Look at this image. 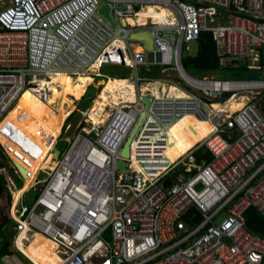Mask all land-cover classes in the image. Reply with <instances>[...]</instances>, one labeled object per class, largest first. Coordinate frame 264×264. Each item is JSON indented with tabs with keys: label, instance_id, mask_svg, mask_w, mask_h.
Instances as JSON below:
<instances>
[{
	"label": "built area",
	"instance_id": "1",
	"mask_svg": "<svg viewBox=\"0 0 264 264\" xmlns=\"http://www.w3.org/2000/svg\"><path fill=\"white\" fill-rule=\"evenodd\" d=\"M104 4L114 24L101 13ZM151 6L171 16L148 14L138 22ZM142 30L153 38L151 58L142 41L130 38ZM203 31L214 36L219 69L259 64L264 0H0V123L28 90L43 87L45 101L60 74H88L98 83L105 67H126L134 87L133 102L120 100L101 123L87 108L57 160L65 130L48 137L45 160L53 165L39 169L16 202L14 190L26 178L0 142L16 177L7 178L9 192L0 195V227L7 217L14 221L13 247L27 264L35 263L19 240L34 234L56 247L60 264H264V238L246 219L251 207L264 216V79L190 77L183 54ZM145 68L161 77L139 76ZM184 115L213 130L167 166V133ZM200 147L212 160L195 166ZM120 160L125 170L117 168ZM190 167L194 174L186 173ZM3 263L24 264L16 255Z\"/></svg>",
	"mask_w": 264,
	"mask_h": 264
},
{
	"label": "bare ground",
	"instance_id": "2",
	"mask_svg": "<svg viewBox=\"0 0 264 264\" xmlns=\"http://www.w3.org/2000/svg\"><path fill=\"white\" fill-rule=\"evenodd\" d=\"M148 14L163 16L165 18L171 16V12L167 10L166 8L162 6H151L145 9L143 12H141L140 16L138 17V22H144L145 20H147ZM133 22L134 21L131 19L125 20V23H133ZM133 51L135 53H142V49L140 48L139 45H135ZM68 76L71 79L69 78L67 81V86H68L67 91L71 93L73 87H75L79 82H82V79H84L85 76H88V74H84L78 77V79H74L70 75ZM187 80L193 83L192 80H190L189 78H187ZM101 83L103 84L106 82H103L101 80L100 84ZM130 83L131 82L127 79H121L118 82L117 84L118 100L115 102H120V100H127L130 102H133L134 100V89L133 88L134 87ZM82 86L83 85H81V88ZM50 90H51V94L45 96V101H42L43 87H39L33 91L28 90L24 92L17 103L18 105L16 104V106L13 108L14 110L11 109L5 116L6 118L8 114L13 110L12 115H13L14 121H12L9 124V127L14 128L18 126L19 127L18 130L4 129L5 131L2 130L0 132L1 144L6 149L9 156L12 158V160L17 165V167H19L22 171H24L25 178H26V185L28 187L31 185L33 181L32 177L37 173V171L47 161V159L45 160V156L48 151V149L45 146V142L47 141V138L50 136L57 138L61 132L58 129L49 128L52 126V124L48 123L47 122L48 120H44V117H43L44 114L49 112L48 114L50 115V117L51 118L55 117V119L60 116L59 119H56L57 123L60 125L63 122V119L67 117L66 114H69L71 111L74 110L75 108L74 102L80 100L79 96H77L75 101L74 99L71 100L70 95L67 92L62 91L56 85L55 86L51 85ZM36 93H40V94H36ZM23 96H24L23 103H19ZM59 99H62V103H63L62 111L63 112L61 113L60 111L58 114L51 115L50 108H49L50 103L58 102ZM71 101H73V107H72ZM109 102H113V99H111ZM237 104H240V102H236V103L233 102L231 104L230 110H236L235 106ZM114 105L116 106L119 104H116V103L114 104L113 102V104H111L110 106H114ZM34 108H37V110L34 111L33 110ZM106 108L107 106H104L102 111L97 112L95 107L92 106L89 111V119L95 122L96 124L101 123L103 120H105ZM43 110H46V111L42 113ZM185 117H188L192 120H196L198 123L205 122L204 125L211 127L213 130V127L210 125L209 122L203 119L196 118L193 115H184L180 117L176 122L181 121ZM176 122L173 123L172 125L176 124ZM59 125H57L55 128L59 127ZM209 130L210 132L212 131L211 129ZM208 134L204 135L203 137L207 136ZM203 137L200 138V141L202 140ZM168 138L169 137L167 133V149L165 153L167 152L169 148ZM200 141H198V143ZM199 149H203V152L206 151L203 147H200L197 150ZM195 152L193 153V157L195 159V163L193 165L197 166L198 162L196 160ZM48 160H49L50 166H52L53 164L51 163L50 158H48ZM186 168L187 167L184 165H181L179 167V169H182V170L183 169L186 170ZM195 171H196L195 167H190L189 170L186 171V173L194 174ZM14 191L17 193L18 197L24 192L23 189L21 190L18 189ZM34 235L36 236L34 238V242L38 243L40 241L42 242V244L39 246V249L33 247L32 245H28V243H30V238L32 237V235L27 236L25 241H22L20 239L19 240V250L23 253V255L35 264H60L61 256L56 252V247L53 246L50 242H48L46 239L42 238L40 235H36V234Z\"/></svg>",
	"mask_w": 264,
	"mask_h": 264
},
{
	"label": "trees",
	"instance_id": "3",
	"mask_svg": "<svg viewBox=\"0 0 264 264\" xmlns=\"http://www.w3.org/2000/svg\"><path fill=\"white\" fill-rule=\"evenodd\" d=\"M198 44V51L195 56L192 57H185L182 59V66L183 69L187 72H191L195 74V76H201L205 77L210 72L219 71V61L218 57L215 52V44H214V36L209 31H203L199 35V39L197 41ZM113 67V66H108ZM256 69V70H255ZM264 58L260 59V66L255 68H248L246 67V64H240L239 67H233V68H225L223 70L229 71V76H233L236 80H243L245 79V73L250 71V74L254 75L255 78L253 79H261L264 77V74L261 72H264ZM251 71H257V75L255 72ZM159 69H156V71H153L151 73L145 72L144 70L142 73L144 75L148 76H156L159 73ZM215 72V73H216ZM199 73V74H198ZM116 74V73H115ZM203 74V75H201ZM70 78V77H69ZM118 78H125L122 76H119ZM71 79V78H70ZM121 79H114V82L116 83V86L118 82ZM253 79H245V80H253ZM63 79L61 84V90L64 92H67L70 97H73L74 101L76 100L77 96L82 98L83 89L86 85H88L87 82H85L84 79H82V82H79L75 87H73L72 92L69 93L68 86L65 89L63 85ZM81 85L82 88H81ZM148 86L143 87V90L147 88ZM109 97L115 98V94L110 95ZM263 108H264V102H263ZM188 118V117H187ZM189 121L186 119H182L179 121L176 125L175 131L172 135L171 142L172 147L166 152L165 154V165H172L177 159L181 158L184 154H186L191 148H193L198 141H200V138L204 135L208 134L210 132L209 129L212 130L211 127L206 126L207 129L203 123H198L196 120H192L188 118ZM196 160L198 164L200 163H208L212 160V156L207 151L203 152V149H199L195 152ZM5 162H9L8 158H5L2 152V148L0 146V167H2ZM5 179L4 176L0 173V189L4 190L5 187ZM4 188V189H3ZM23 189V187L21 188ZM20 189V190H21ZM195 213L194 220L199 221L201 220V215L197 213L195 210L191 211L190 214ZM187 222L192 223L194 221L189 220L187 217H185ZM246 219H247V227L253 232L254 234H257L264 238V216H262L259 211L251 207L246 212ZM11 254L10 252V246L9 244H3L0 248V255H8Z\"/></svg>",
	"mask_w": 264,
	"mask_h": 264
},
{
	"label": "rangeland",
	"instance_id": "4",
	"mask_svg": "<svg viewBox=\"0 0 264 264\" xmlns=\"http://www.w3.org/2000/svg\"><path fill=\"white\" fill-rule=\"evenodd\" d=\"M133 43H134V45H139V43L138 42H135V41H132ZM197 51H198V44H197V41H191L190 43H189V51L187 52V53H184L183 54V56L184 57H186V56H189V57H192V56H195L196 54H197ZM246 64V67H248V68H250V69H252V68H255V67H258V66H260V63L258 64V63H253V65H251V66H249V64H250V62L248 61V62H246L245 63ZM223 69H225V68H223ZM223 69H221V70H219V71H214V72H210V73H208V74H204V75H206V77H214V78H216V79H221V80H223V79H234L233 78V76H229V71H227V70H223ZM256 70V69H255ZM264 70V69H263ZM129 70L126 68V67H118V66H113V67H105L104 68V70H103V73L104 74H108L109 76H111L112 75V73H116V74H118L119 76H122V77H125L124 79H126V78H128L129 77ZM216 72V73H215ZM251 72H255V74L257 75V71H251ZM188 74H189V76L190 77H192V78H200V79H202V77L201 76H195V74H193V73H191V72H187ZM261 73H263L264 74V72H261ZM199 74V73H198ZM201 75H203V74H201ZM160 76V72L156 75V77H159ZM74 79H78V77H80V76H72ZM111 78V77H110ZM244 78L245 79H253V78H255V76L254 75H252V74H250V71L247 73V71H246V73H245V76H244ZM62 79H63V85H64V87H65V89L64 90H66V88H67V81H68V79H69V76L68 75H66V74H60V75H58L57 77H55V79H53V81H52V85L53 86H57L58 88H60L61 87V84H62ZM117 79H120V78H117ZM262 79H264V77H262ZM84 80H85V82H87L88 83V85H86L85 87H84V89H83V93H82V98L79 100V101H75L74 102V111H71L69 114H66L67 115V117H65L64 119H63V122L59 125L58 123H57V120L56 119H59V117L58 118H56L55 119V117H50V115L48 114V113H46V114H44V120H48L47 122L48 123H50V124H52V126L51 127H49V128H51V129H58L59 131H61L62 132V127H63V125H64V123H65V121L68 123V125H70L72 128H71V130H69V131H67V127L65 128V131L62 133V135H61V140H60V142H59V145H60V149L61 150H63L64 149V146H65V143H66V141H67V138H69L70 137V135H71V132L73 131V130H75L74 132H76V125H77V123L80 121V119H81V117H82V111L84 110V109H86V108H91L92 106H94L95 107V109H96V111L97 112H100V111H102L103 110V107L104 106H108V105H111V104H113V102H114V104L116 103V104H119L120 102H115V101H117L118 100V97L116 98V99H113V98H111V97H109L110 95L108 94V93H101L102 94V97H101V100H99L98 99V97H97V93H98V90L94 87L95 85H97V84H94V86H93V83H94V80H93V78L90 76V75H88V76H85L84 77ZM102 84V83H101ZM99 85V84H98ZM99 87V86H98ZM149 87V86H148ZM147 87V88H148ZM147 88H145V89H147ZM61 89V88H60ZM100 89H101V87H100ZM63 91V90H62ZM86 93V94H85ZM85 94V96L83 97V95ZM241 95V94H240ZM66 96V95H65ZM225 96H228V94H226ZM67 98V97H66ZM70 99L71 100H73V97H70ZM111 99H113V102H109ZM23 100H24V96L22 97V99L20 100V102L19 103H23ZM69 101V100H68ZM243 101V100H242ZM70 102V101H69ZM62 99H59L58 100V102H52V103H50V106H49V108H50V112H51V115H55V114H58L60 111H61V113L63 112L62 110H63V107H62ZM71 104H72V107H73V101H71ZM242 104H243V102H241V100H240V104H237L236 106H235V109H239L241 106H242ZM18 105V104H17ZM14 110V109H13ZM12 110V111H13ZM34 111H36L37 110V108H34L33 109ZM12 111L8 114V116L3 120V122L0 124V132L2 131V130H4V129H6V130H18V126H16V127H14V128H10L9 127V124L12 122V121H14V118H13V115H12ZM46 110H43L42 111V113L43 112H45ZM67 119V120H66ZM57 125H59V127H57V128H55ZM173 126L174 125H172L171 127H170V129H169V131H168V137H169V133L170 132H172L173 131ZM205 127H206V125H204ZM46 127H48V126H46ZM207 128V127H206ZM208 129V128H207ZM5 131V130H4ZM61 132H60V134H61ZM60 134H59V136H60ZM168 143H169V141H168ZM168 146H169V144H168ZM11 158V157H10ZM12 159V158H11ZM14 162V161H13ZM8 164H10L11 165V163L10 162H5V164L3 165V166H7ZM11 167H12V165H11ZM52 166H50V163H49V160L47 159V161H46V163H44L43 165H42V167L40 168V169H47V168H51ZM8 170V169H7ZM10 174H12V172H9ZM13 175V174H12ZM36 175V174H35ZM35 175L32 177V179H34L35 178ZM16 177H14L13 179H15ZM39 179L41 178V176H39L38 177ZM21 182H20V184L18 185V188L21 186ZM8 183H7V181L5 180V185H4V187H5V191L6 192H9L8 191ZM28 189V186L25 184L24 186H23V191H25V190H27ZM3 190V191H4ZM14 193H15V202L18 200V195H17V193L14 191ZM33 195H34V192L32 191V190H28V192L26 193V197L28 198V199H30V198H32L33 197ZM11 199H13V197L11 198ZM218 222H220V221H218ZM14 237H15V224H14V221L11 219V218H6V220L4 221V223L2 224V226L0 227V246H2L3 244H9V246H10V252H11V254H8L7 256H1L0 255V264H4L2 261H3V259H4V257H8V256H14V255H16L19 259H21L22 260V258H21V256L18 254V253H16L15 252V250H14V247H13V240H14ZM36 236L35 235H32V237L30 238V243H28V245H32L33 247H35V248H37V249H39V246L42 244V242H38V243H35L34 242V238H35ZM23 263H25V264H27L26 262H23Z\"/></svg>",
	"mask_w": 264,
	"mask_h": 264
},
{
	"label": "water",
	"instance_id": "5",
	"mask_svg": "<svg viewBox=\"0 0 264 264\" xmlns=\"http://www.w3.org/2000/svg\"><path fill=\"white\" fill-rule=\"evenodd\" d=\"M101 13L107 18V20L111 23L114 24L113 19L110 15V8L107 4H104L101 8ZM130 38L133 40H137V41H142L143 43V48L145 50H147L149 52V57H152V51L154 49V43H153V38L150 32L142 30L139 32H133L130 35ZM242 63H245V60L242 61ZM103 82H106L105 80H102ZM95 87L97 88V85H95ZM144 103L145 105L149 106L150 105V99H144ZM137 126H135L132 130V132L130 133L129 137L127 138V140L125 141L123 147L121 148L120 154L122 157H128L129 155V144L131 142V138L134 135V132L136 131ZM60 156V150L56 149L55 150V160H57ZM16 165V164H15ZM17 167V165H16ZM117 168L119 170H125L126 169V162L123 160H120L117 162ZM17 169L21 172L22 175L25 176L24 171H22L19 167H17ZM0 193L2 194L3 191L2 189H0Z\"/></svg>",
	"mask_w": 264,
	"mask_h": 264
},
{
	"label": "crops",
	"instance_id": "6",
	"mask_svg": "<svg viewBox=\"0 0 264 264\" xmlns=\"http://www.w3.org/2000/svg\"><path fill=\"white\" fill-rule=\"evenodd\" d=\"M243 64V63H242ZM245 64V63H244ZM145 71V72H148V73H151V72H153V71H156V69H154V68H151V69H148V68H145V69H142L141 70V72H139V76H143L144 74L142 73V71ZM101 74L103 75L102 76V78H100V79H98L99 80V82H98V86H97V88L94 86V84H96V83H93V86L98 90V93H97V96H98V94L100 93V91H102V90H100V85L101 86H103L102 84H100V81L101 80H107V81H109L110 79H112V78H118L119 77V75L118 74H114V73H112V75L111 76H109L108 74H104L103 73V71L101 72ZM129 77L128 78H126L127 80L130 78V76L132 75V72H129ZM144 76H148V75H144ZM111 77V78H110ZM160 77H161V75H160ZM121 79V78H120ZM122 79H124V78H122ZM97 80V79H96ZM104 87V86H103ZM144 86H142V88H143ZM141 90H143V89H141ZM144 91V90H143ZM86 94V93H85ZM85 94L83 95V97L85 96ZM75 105V104H74ZM111 107H113V106H110V105H108L107 106V108H106V110H108V109H110ZM87 109V108H86ZM86 109H84L83 111H82V113L86 110ZM82 115V114H81ZM78 124V123H77ZM68 126V123L65 121V123H64V125H63V127H62V131H63V129L65 130V128ZM71 126L69 125V127H68V129H67V131H69V130H71ZM75 130H73L72 132H71V134L74 132ZM60 147V145L58 144V146H57V149H59L60 151H61V149L59 148ZM65 147V146H64ZM2 148V147H1ZM2 152H3V155H4V157L5 158H8V156L6 155V153L3 151V149H2ZM53 155H55V152H53ZM9 159V158H8ZM9 162H10V159H9ZM8 169V170H7ZM9 172H12V167H11V165L10 164H8L7 166H2V167H0V173L4 176V179L7 181V178H9L10 176V178H11V180H13L14 181V177H15V174H13V172H12V174H10ZM7 183H8V181H7ZM23 185V182H22V184H21V186ZM3 191V190H2ZM3 192H5V193H7L5 190L3 191ZM0 195H1V193H0ZM2 246H0V248H1ZM15 250V249H14ZM16 251V250H15ZM3 256H7V255H3ZM21 260V259H20ZM22 262H26L24 259H22L21 260ZM3 262V261H2ZM25 264V263H24Z\"/></svg>",
	"mask_w": 264,
	"mask_h": 264
},
{
	"label": "flooded vegetation",
	"instance_id": "7",
	"mask_svg": "<svg viewBox=\"0 0 264 264\" xmlns=\"http://www.w3.org/2000/svg\"><path fill=\"white\" fill-rule=\"evenodd\" d=\"M114 79H115V78H112V79H110L109 81H107L106 83H103V84H102V85H104L105 87L103 88L102 91H100V93H99L98 96H97L99 100H101V97H102V94H103V93H108L109 95L115 94V98H114V99L117 98V86H116V83L114 82ZM144 90H145V89H144ZM101 93H102V94H101ZM62 107H63V105H62ZM73 111H74V110H73ZM184 119H186L187 121H189V119H188L187 117H185ZM178 122H179V121H178ZM178 122H176V124H174V126H173V131L169 133V138H168V141H169V148H168V150L172 147L171 138H172V135H173V133H174V131H175V128H176V125H177ZM168 150H167V151H168ZM165 154H166V153H165Z\"/></svg>",
	"mask_w": 264,
	"mask_h": 264
},
{
	"label": "clouds",
	"instance_id": "8",
	"mask_svg": "<svg viewBox=\"0 0 264 264\" xmlns=\"http://www.w3.org/2000/svg\"><path fill=\"white\" fill-rule=\"evenodd\" d=\"M103 88H104V87H103ZM100 90H102V88H101Z\"/></svg>",
	"mask_w": 264,
	"mask_h": 264
}]
</instances>
